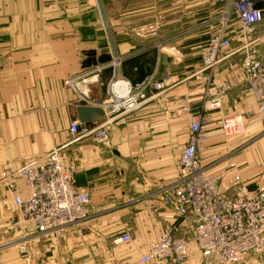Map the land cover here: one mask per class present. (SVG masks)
<instances>
[{
    "label": "crops",
    "instance_id": "obj_1",
    "mask_svg": "<svg viewBox=\"0 0 264 264\" xmlns=\"http://www.w3.org/2000/svg\"><path fill=\"white\" fill-rule=\"evenodd\" d=\"M0 0V244L33 231L15 205L28 192L16 171L55 148L76 168L75 186L90 195L92 217L68 229L65 238L29 240L28 259L12 245L0 250V264H161L140 262L175 220L163 187L180 173V154L188 142L192 117L204 107L211 133L200 152L211 175H221L228 192L240 175L249 189L264 186V119L243 85L231 90L219 109L206 106V75L200 72L198 6L217 7L214 0ZM172 6L173 8H169ZM160 11L162 16L160 15ZM211 16V15H210ZM156 18V19H155ZM112 31H105L104 22ZM185 23L177 34L163 28ZM113 34V35H111ZM113 36V37H112ZM159 41L164 48L158 47ZM238 31L232 52L211 73L214 82L240 78L244 53ZM172 47L176 51L172 52ZM259 56L264 40L257 44ZM124 54L122 76L138 82L151 73L169 75L170 86L139 111L115 122L108 145L77 139L70 131L79 106L98 107L114 69L92 86L91 103H80L65 79L113 54ZM103 110V109H102ZM94 115L90 123L100 122ZM238 116L245 133L222 134V120ZM16 182V189L9 182ZM186 228V227H185ZM129 233L131 240L115 239ZM182 230L180 234H184ZM187 264H222L192 246Z\"/></svg>",
    "mask_w": 264,
    "mask_h": 264
},
{
    "label": "built area",
    "instance_id": "obj_2",
    "mask_svg": "<svg viewBox=\"0 0 264 264\" xmlns=\"http://www.w3.org/2000/svg\"><path fill=\"white\" fill-rule=\"evenodd\" d=\"M221 7L197 29L207 35L199 42L197 51L202 56V68L207 81L206 106L219 109L224 97L243 85L252 96L259 116L264 119V60L257 44L264 40V0H214ZM238 31L239 50L244 53L240 78L214 82L211 73L232 52V35ZM158 47L164 48L159 41ZM176 51L172 47V52ZM125 55L113 54L107 63H98L68 76L65 84L80 103L89 104L92 86L102 82V73L112 67L114 77L107 85L103 99L97 106L103 109L100 122L82 123L74 120L70 131L77 139L92 140L106 146L111 139L112 125L139 111L170 86L169 75L158 79L151 73L141 81L125 79L120 67ZM205 108L191 119L188 142L180 154V173L163 187L164 201L170 205L175 220L166 222L158 238L150 245L140 262L159 261L161 264H187L191 247L203 256H212L222 264H263L264 262V186L255 190L236 175L228 192L221 189V175H211L202 163L200 152L204 141L211 136L207 129ZM222 134L229 137L245 131L238 116L222 120ZM76 168L55 148L40 158L20 167L16 173L28 192L26 197H15V205L33 231L22 237L0 244L16 246L22 251L33 239L65 238L68 229L87 222L90 195L75 186ZM16 189V182H9ZM186 227V228H185ZM184 234H180L182 230ZM127 232L118 236L117 243L131 240ZM22 244V246H20Z\"/></svg>",
    "mask_w": 264,
    "mask_h": 264
},
{
    "label": "rangeland",
    "instance_id": "obj_3",
    "mask_svg": "<svg viewBox=\"0 0 264 264\" xmlns=\"http://www.w3.org/2000/svg\"><path fill=\"white\" fill-rule=\"evenodd\" d=\"M105 5H106V2H105V0H102V6H101V10H102V14H103V16H106L107 15V12H106V8H105ZM203 7L204 6H198V11H197V14H198V18L199 17H203V16H207L208 18L210 17V15H212V14H214L215 12H216V9H217V7L215 6V7H213L212 8V6H208V8H207V10H204L203 9ZM169 8H173L172 6H169ZM177 8V7H176ZM176 8H173V9H176ZM160 15L162 16V13H161V11H160ZM208 18H206V19H208ZM156 19V18H155ZM182 25V23L180 24V25H178V26H168V27H165V28H163V32L165 33V35H172V34H177L179 31H180V29L179 28H181L182 26H184L185 25V23H183V25ZM104 29H105V31H112L111 30V26H110V23L109 22H104ZM111 35H113V34H111ZM113 37V36H112ZM119 55H123L124 56V54H121V53H119ZM261 57H262V60H264V51L263 50H261ZM108 84H109V82H108ZM107 84V85H108ZM107 89V88H106ZM201 110V107H199V108H197V111H200ZM245 133V132H244ZM244 133H241V134H236V135H232V136H229V138H231V139H233V138H235V137H237V136H242ZM22 237V236H21ZM14 240V239H13ZM11 241V240H10ZM9 242V241H8ZM20 246H22V244H20ZM7 247L8 246H6V247H1L0 248V250H3V249H7ZM10 248V247H9ZM18 249H19V247H18ZM19 251H20V254H21V256L23 257V258H25V259H28V251H29V248L27 247V245H25V249L22 251V248L21 249H19ZM243 264H252V263H243ZM263 264H264V262H263Z\"/></svg>",
    "mask_w": 264,
    "mask_h": 264
},
{
    "label": "water",
    "instance_id": "obj_4",
    "mask_svg": "<svg viewBox=\"0 0 264 264\" xmlns=\"http://www.w3.org/2000/svg\"><path fill=\"white\" fill-rule=\"evenodd\" d=\"M77 112L79 116V121L82 123H90L92 116H101L103 114V110L101 108L91 106H79L77 108Z\"/></svg>",
    "mask_w": 264,
    "mask_h": 264
}]
</instances>
